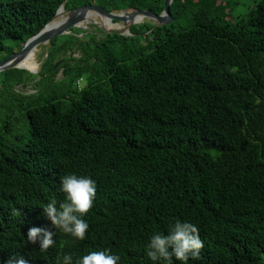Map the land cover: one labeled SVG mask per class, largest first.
Wrapping results in <instances>:
<instances>
[{
	"label": "trees",
	"instance_id": "obj_1",
	"mask_svg": "<svg viewBox=\"0 0 264 264\" xmlns=\"http://www.w3.org/2000/svg\"><path fill=\"white\" fill-rule=\"evenodd\" d=\"M164 1L0 0V60L63 3L159 14ZM232 10L231 0H173L168 24L136 23L132 35L74 27L52 39L39 73L0 72L19 110L0 117V259L55 264L111 249L117 264H153L149 236L181 218L204 242L190 264H264V0ZM20 120L27 134L9 144ZM69 172L97 185L84 240L43 215ZM30 227L56 232L55 245L39 251Z\"/></svg>",
	"mask_w": 264,
	"mask_h": 264
},
{
	"label": "clouds",
	"instance_id": "obj_2",
	"mask_svg": "<svg viewBox=\"0 0 264 264\" xmlns=\"http://www.w3.org/2000/svg\"><path fill=\"white\" fill-rule=\"evenodd\" d=\"M96 181L91 175L69 172L60 178L59 191L63 199L51 198L42 207L43 215L53 228L76 240H84L89 229L85 219L96 199ZM198 226L187 219H172L166 230H154L144 246L147 257L153 264H190L199 259L204 242ZM56 232L30 227L26 234L28 243L39 246V251L47 252L56 241ZM120 256L111 249L92 250L78 257L71 253L58 256L55 264H117ZM0 264H29L21 254L0 259Z\"/></svg>",
	"mask_w": 264,
	"mask_h": 264
},
{
	"label": "water",
	"instance_id": "obj_3",
	"mask_svg": "<svg viewBox=\"0 0 264 264\" xmlns=\"http://www.w3.org/2000/svg\"><path fill=\"white\" fill-rule=\"evenodd\" d=\"M172 2L173 0H165L164 9L159 14L149 9H139V8H125V9L120 10V13L122 14L123 12H127L128 10L132 9L134 10L135 13H141L147 19L153 21L156 26H162V25L170 23L173 20V16L170 12V5ZM62 6H64V3L57 9L56 13L53 15L52 18H50V20L44 25L42 29H40L36 34L28 38V40L25 42L24 46L19 52L13 53L9 57L0 60V72L5 71L7 69H11V68H22L34 74L39 73V71L42 68L43 62L41 63L38 69L30 70L24 66L18 65V59L22 57L23 55H25L28 51H30L31 49L37 47L38 45L42 43L46 44L49 48L51 41L54 37L69 34L71 33V29L74 27L81 28V29H88V25L87 26H77L76 25L77 15L79 11L83 9H95L96 11L102 14L108 15L115 19L123 18V17H120L121 16L120 13L119 14L114 13L115 10L110 11L100 5L92 3V4L80 5V6L71 8V9H67V12L71 14L70 19L65 21L62 25L60 24L58 26H53L51 22H53L54 19L58 16ZM92 23L98 24L95 22H92ZM98 25L102 28V31L105 33L110 32V33L122 34V35H132V32L130 30L132 23H129V24L125 23L123 27L115 28V29H108V28L101 26L100 24ZM46 54H45V57H46Z\"/></svg>",
	"mask_w": 264,
	"mask_h": 264
},
{
	"label": "bare ground",
	"instance_id": "obj_4",
	"mask_svg": "<svg viewBox=\"0 0 264 264\" xmlns=\"http://www.w3.org/2000/svg\"><path fill=\"white\" fill-rule=\"evenodd\" d=\"M116 11V10H115ZM118 13V12H114ZM124 16L122 20H124V23H142L146 21V17H144L141 13H135L134 10L130 9L127 12H123ZM71 17V14L67 12V9L65 8V5L62 6L58 16L54 19L52 23L53 26L62 25L65 21L69 20ZM114 18L102 14L95 9H83L79 11L77 15V26H87L92 22L98 23L101 26L108 28V29H115V28H121L123 27L122 24H120L118 21L112 20ZM149 20V19H148ZM132 27V26H131ZM39 46V45H38ZM38 46L28 51L25 55L20 57L18 59V65L24 66L27 69L30 70H36L38 69V63L36 61V52L38 51Z\"/></svg>",
	"mask_w": 264,
	"mask_h": 264
},
{
	"label": "rangeland",
	"instance_id": "obj_5",
	"mask_svg": "<svg viewBox=\"0 0 264 264\" xmlns=\"http://www.w3.org/2000/svg\"><path fill=\"white\" fill-rule=\"evenodd\" d=\"M253 1L254 0H231V5H232V8H233L232 16L237 18V17H239L241 15H244L247 12V9L252 5ZM127 8H129V7H127ZM120 10H122V9H117L115 12L119 13ZM123 16L124 15H122L121 17H123ZM112 20H114V19H112ZM145 20L147 21L148 19H145ZM118 22L123 25L124 20H122V18H121V19H118ZM133 25H135V24H133ZM95 27L101 28L98 24L90 23L88 25V29L87 30H93V29L95 30ZM130 30H131V28H130ZM100 34H102V33H100ZM47 51H49V48H48V46L46 44L42 43V44H40L38 46V51L36 52V61L38 63V68L40 67L41 63L44 62L43 59H45L44 58L45 54L46 53L48 54ZM79 55H80L79 52L75 53V56L78 57ZM62 77H63V74H62V71H60L58 73V75H57V79H61ZM3 81H4V75L1 74L0 75V87L2 86V88H3V85L1 84V82H3ZM81 85H83L82 81H81ZM13 89L16 90V91L20 90L23 93H32V92L35 91V89L32 87V84H30V85H28L26 87H24L22 85H18L17 87H14ZM11 103H12V95H10V93L4 94V93H2V91L0 89V117L1 116H7V115L10 116L14 112H19L18 109L12 110V109L8 108V106ZM19 122L20 123L18 125H14L13 126V131L11 132L12 140L9 141V144L15 143V137L16 136H22V135H26L27 134V132H25V131H20V127L23 124V120H20Z\"/></svg>",
	"mask_w": 264,
	"mask_h": 264
}]
</instances>
